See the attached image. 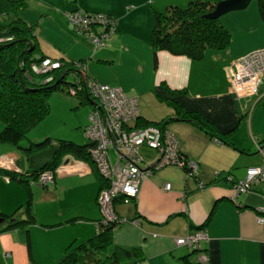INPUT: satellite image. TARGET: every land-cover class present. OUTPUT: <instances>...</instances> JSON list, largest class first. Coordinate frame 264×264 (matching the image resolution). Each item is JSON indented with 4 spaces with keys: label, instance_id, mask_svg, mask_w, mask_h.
<instances>
[{
    "label": "crops",
    "instance_id": "obj_1",
    "mask_svg": "<svg viewBox=\"0 0 264 264\" xmlns=\"http://www.w3.org/2000/svg\"><path fill=\"white\" fill-rule=\"evenodd\" d=\"M190 1L27 0L28 5L17 12L36 28L44 54L67 62L83 61L82 72L88 79L120 86L128 96L137 97L140 124L172 118L166 128L178 138L182 152L198 163L197 177L176 164L154 168L134 201L117 200L116 211L127 222L114 229L107 254L124 248L136 249L138 255L98 264H185L180 258L194 250L176 244V239L201 229L208 239L188 264H264V224L258 221L264 206L257 198L264 194V181L246 193L235 192L236 182L246 178L250 167L264 165L258 148L264 142V83L257 94L248 96L232 91L228 81L236 59L264 47V21L253 1L221 18L232 34L226 48H208L199 59L159 51L155 67L151 46L155 10L185 7ZM76 9L116 17L118 24L105 45L94 48L90 38L74 30L67 14ZM168 89L185 91L177 97L185 109L200 112L219 131L236 127L231 143L212 138L193 122L176 119L174 110L158 98ZM144 150L155 151L141 148L149 166L155 155L147 159ZM3 156L20 162L22 172L29 170L26 157L14 146L0 144ZM76 162L77 169L90 170L85 161ZM68 171L47 184L45 191L35 190L32 182L36 221L0 233V264H59L70 244L95 235L101 219L96 206L99 178L90 172L92 168L86 174ZM167 183H171L169 190L164 188ZM27 199L23 185L0 175V213L14 214ZM42 207L45 210L40 212Z\"/></svg>",
    "mask_w": 264,
    "mask_h": 264
},
{
    "label": "trees",
    "instance_id": "obj_2",
    "mask_svg": "<svg viewBox=\"0 0 264 264\" xmlns=\"http://www.w3.org/2000/svg\"><path fill=\"white\" fill-rule=\"evenodd\" d=\"M219 1L222 0H191L185 7L169 5L163 11L155 10V24L151 35L155 67L158 66L157 54L159 51H168L174 55H185L192 59H199L208 48L224 49L230 44L232 34L221 19L205 17L215 9ZM257 3L260 15L264 21V0H257ZM27 5V0H0V120L5 124L0 129V144L14 146L23 153L26 159L35 152L56 147L57 153L53 161L45 168L49 171H55L62 162V157L66 154H73L78 159L85 161L91 160L90 147L94 142L89 140L86 134V142L83 144L66 140L55 142L49 136L39 141L28 140V143H23V141L28 138V134L32 129L37 127L49 113L50 96L57 91L76 96L78 99L77 107L89 103L92 108L93 98L86 90L87 82L90 79L79 68L84 65L83 61L77 63L67 62L65 59H54L61 62L62 65L59 69L45 74H37L32 70V64H41L49 56L40 49L36 28L30 27L17 14L18 10L23 9ZM85 12L92 16L101 14L113 18L118 24L116 17L110 14ZM47 76H52L53 80L45 82ZM72 88H76L77 93H72ZM182 93H185V91L168 89L166 94H158V98L174 110L176 119L193 122L212 138L231 143L229 137L236 130V127L226 132L219 131L214 123L200 112L185 109L177 99ZM170 119L172 118L168 117L159 123L144 122L141 124L139 119L137 126L155 125L162 129H167L166 124ZM180 153L184 162L182 167L188 174L192 172L191 176L197 177L198 173L188 168V163L192 160L182 152L181 148ZM92 169L99 178L100 193L104 179L99 172L95 171L93 164ZM41 171H34L29 168L28 171L22 172L0 167V175H6L23 185L28 193L27 203L20 210L14 214L0 213V218H4V222L0 225V233L19 225H27L36 221V216L32 211L34 196L32 182L37 180ZM54 178L57 180V176H54ZM42 186L45 185L42 184ZM70 221L74 222L75 218ZM102 222V219L96 222L100 228L98 232L97 230L95 231L93 237L77 245L70 244L59 264H75L78 262L98 264L106 261L119 263L124 259L138 255L136 249L129 250L124 248H116L113 254L108 255L107 253L113 243V231L122 223L113 221L103 224ZM28 247L30 255H32L30 241H28ZM190 248L194 251L180 258L185 264H188L189 257L197 251L193 247Z\"/></svg>",
    "mask_w": 264,
    "mask_h": 264
},
{
    "label": "built area",
    "instance_id": "obj_3",
    "mask_svg": "<svg viewBox=\"0 0 264 264\" xmlns=\"http://www.w3.org/2000/svg\"><path fill=\"white\" fill-rule=\"evenodd\" d=\"M67 16L74 30L90 38L95 48L105 45L107 36L114 33L117 25V21L113 18L101 14L92 16L82 9L73 10ZM99 28L103 29L98 31ZM61 65L60 61L48 57L41 64H32V70L37 74H45L52 69L60 68ZM52 80L53 77L48 76L45 82ZM228 81L230 88L238 95L257 94L261 84L264 83V47L235 60ZM86 87L93 98V105L85 134L94 142L90 147V156L96 162L98 172L105 182L98 198L99 207L106 215L102 223L113 221L124 223L127 220L117 218L114 213L115 202L118 199L127 203L134 201L140 192L143 180L152 173L153 168L168 164L182 167L184 162L180 153V141L168 129L163 130L152 125L137 127L141 113L138 98L129 97L120 86L90 79ZM71 92L76 93V88H72ZM144 146L155 151L151 163L154 164L153 168H150L151 164L143 166L146 161L141 154V148ZM258 148L264 157V142L259 144ZM111 151L116 153L115 160ZM0 161H4V166L10 168L13 166L14 169L17 167L15 161L8 156L1 157ZM188 168L196 173L198 163L192 160L188 163ZM56 172L49 170L41 172L38 176L39 184H49L56 176ZM189 175H192V172ZM261 181H264V166L250 167L246 178L236 182V195L248 192L254 184ZM164 188L171 189V183L165 184ZM258 221L264 224V208H261ZM97 228L99 230L100 226L98 225ZM207 239V231L201 229L177 238L176 244L198 249Z\"/></svg>",
    "mask_w": 264,
    "mask_h": 264
},
{
    "label": "rangeland",
    "instance_id": "obj_4",
    "mask_svg": "<svg viewBox=\"0 0 264 264\" xmlns=\"http://www.w3.org/2000/svg\"><path fill=\"white\" fill-rule=\"evenodd\" d=\"M108 30H109V28H107V31ZM79 68L82 70L81 67H79ZM260 88H261V86H260ZM76 93H77V91H76ZM251 96H253V95H251ZM49 101H50L49 113L44 117V119L40 122V124L37 127L32 129V131L28 134V138L25 139L23 141V143H28L29 142L28 140L39 141L41 139H44L47 136L52 137L55 142H59L60 140H66V141H73V142L80 143V144L85 143L86 137H85L84 127L89 123L91 104L86 103L83 106L77 107L78 106V99L76 96L69 95L65 92H60V91L59 92L57 91L54 94H52L50 96ZM140 115H141V113H140ZM139 119H140V117L138 118V120ZM138 120H137V122H138ZM4 125L5 124L0 120V129H2L4 127ZM145 126L147 127L149 125H145ZM152 126H155V125H152ZM144 152H146L145 154H146L147 159H152V157L155 155V153L153 151H150V150H144ZM111 155H112L113 159L115 160L116 159V153L114 151H111ZM62 158H63L62 162L54 171V172H56L57 169L61 167L60 168L61 171L59 170L58 172L55 173L57 178H59L62 174H64V172H66L68 170H69L68 172H72V171L75 172V170H78L79 173H83V174L89 173L88 171L91 170L92 164L95 167V171L98 173V168H97L96 162L94 161V159L92 157L90 158L91 160H89V161L83 160L89 165L90 170H88L86 167H84V169H82V170L77 169L75 167V165L78 163V162H76V161H78V157H76L73 154H66ZM66 160H69L68 164L65 163ZM13 161H15V163H16L15 159H13ZM26 161H27V159H26ZM0 163H3V165H5L4 161H0ZM22 163H23V161H22ZM143 166H147V164L144 163ZM260 167H262V166H260ZM45 168L42 169L41 172L47 171V169H45ZM50 171H52V170H50ZM90 172H93L95 174L94 171H90ZM38 181H39V177H37L36 181H33L34 182L33 187L34 188L36 187L35 190L40 189L41 191H43V190L45 191V186L47 184H44L45 186L40 185V187H38V184H39ZM54 181H55V178L53 179V181H50V183H52ZM104 184H105V182H104ZM98 198H99V195H98ZM257 198H258L259 202L261 203L260 205L263 207L264 206V194H262V193L258 194ZM116 203L117 202H115V208H113V210H114V213L116 214V217L121 218L116 211ZM96 206L100 211L101 219L103 221V218L105 219L106 215H104L103 210L100 209L98 200L96 202ZM33 207H34V205H33ZM36 207H40V205H36L34 208H36ZM44 210L45 209L43 207L39 208L40 212H42ZM97 226H98V224H97ZM97 226H96V229L98 232Z\"/></svg>",
    "mask_w": 264,
    "mask_h": 264
},
{
    "label": "water",
    "instance_id": "obj_5",
    "mask_svg": "<svg viewBox=\"0 0 264 264\" xmlns=\"http://www.w3.org/2000/svg\"><path fill=\"white\" fill-rule=\"evenodd\" d=\"M253 1L256 0H222L219 1L215 9L209 14H207L205 17L209 19H221L224 15H227L228 13L247 8ZM56 153H57V148L52 147L31 154L27 158L29 168H31L34 171H39L44 169L53 161ZM65 163L68 164L69 160H66ZM18 164H20V162H18ZM0 167L14 170V168H10L4 165H0ZM151 167L153 168L154 164H151L150 168ZM17 171H21V169L19 168L17 169ZM75 172H79V171L75 170ZM3 222H4V218H0V224Z\"/></svg>",
    "mask_w": 264,
    "mask_h": 264
},
{
    "label": "bare ground",
    "instance_id": "obj_6",
    "mask_svg": "<svg viewBox=\"0 0 264 264\" xmlns=\"http://www.w3.org/2000/svg\"><path fill=\"white\" fill-rule=\"evenodd\" d=\"M57 69H59V68H55V69H52V70H57ZM52 70H51V71H52ZM86 90L88 91V89H86ZM153 169H154V168H153ZM195 249H196V248H195Z\"/></svg>",
    "mask_w": 264,
    "mask_h": 264
},
{
    "label": "flooded vegetation",
    "instance_id": "obj_7",
    "mask_svg": "<svg viewBox=\"0 0 264 264\" xmlns=\"http://www.w3.org/2000/svg\"><path fill=\"white\" fill-rule=\"evenodd\" d=\"M1 224H2V223H1ZM1 224H0V225H1Z\"/></svg>",
    "mask_w": 264,
    "mask_h": 264
}]
</instances>
